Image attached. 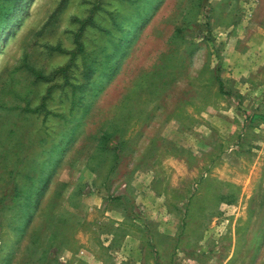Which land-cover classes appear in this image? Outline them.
Masks as SVG:
<instances>
[{
    "label": "rangeland",
    "instance_id": "1",
    "mask_svg": "<svg viewBox=\"0 0 264 264\" xmlns=\"http://www.w3.org/2000/svg\"><path fill=\"white\" fill-rule=\"evenodd\" d=\"M16 1L0 264H264V3Z\"/></svg>",
    "mask_w": 264,
    "mask_h": 264
},
{
    "label": "trees",
    "instance_id": "2",
    "mask_svg": "<svg viewBox=\"0 0 264 264\" xmlns=\"http://www.w3.org/2000/svg\"><path fill=\"white\" fill-rule=\"evenodd\" d=\"M23 1H24V0H17V1L14 3L13 7L10 9L9 13H7V15H5L4 21H6V22H5L6 25H4V29H3V31L6 30V29L10 26V24H11V22L13 21V19H14L16 13L20 10V8H21V3H22ZM128 35H129V34H128ZM128 35H127V36H128ZM127 36H126V37H127ZM127 42H128V41H127ZM76 44H77V48H76V50L73 51V52L71 53L72 58L74 59V57L76 56V54H77V53H80V54L83 55V57H84L85 60H90V59L92 58V56H91V55H88V54L85 52L82 43L79 42V41H76ZM124 49H125V45H123L122 48H121L118 52H122V51H124ZM120 54H121V53H120ZM68 68H69V66H68L67 68L62 69L61 72L66 73ZM40 78H41L42 80H44V81H49V80H50V79H48V78L45 77V76H41ZM219 83H220L221 88H222V83H221L220 79H219ZM259 118H261V119L264 121V117H259Z\"/></svg>",
    "mask_w": 264,
    "mask_h": 264
},
{
    "label": "crops",
    "instance_id": "3",
    "mask_svg": "<svg viewBox=\"0 0 264 264\" xmlns=\"http://www.w3.org/2000/svg\"><path fill=\"white\" fill-rule=\"evenodd\" d=\"M259 1H260V2H259ZM259 1H258V3H257V6H258V4H261V5H262V4L264 3V0H259ZM256 8H257V7H256ZM259 29H261L262 31H264L262 28H259ZM262 31H261V32H262ZM262 33L264 34V32H262ZM257 34L260 35V33H258L257 31H255L254 33L250 31V32H248L247 35H248L249 37H251L252 40H255V38H253V37H255ZM252 36H253V37H252ZM257 49H259L260 51H263V50H264V46H263V48H262V47H259V48L257 47Z\"/></svg>",
    "mask_w": 264,
    "mask_h": 264
}]
</instances>
